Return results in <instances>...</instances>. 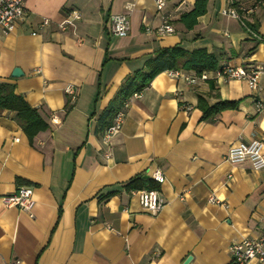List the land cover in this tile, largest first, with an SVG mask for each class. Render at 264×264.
Returning a JSON list of instances; mask_svg holds the SVG:
<instances>
[{
    "label": "crops",
    "instance_id": "obj_1",
    "mask_svg": "<svg viewBox=\"0 0 264 264\" xmlns=\"http://www.w3.org/2000/svg\"><path fill=\"white\" fill-rule=\"evenodd\" d=\"M165 1L158 10L155 0H26L14 30L0 31V81L14 84L48 124L30 141L15 112L0 111V264H232L230 245L262 234L264 169L231 163L226 154L253 138L264 142V110L257 109L264 72L257 88L215 70L197 84L160 72L131 99L110 145L102 139L122 85L160 49H205L217 68L264 66V6L246 16L258 38L222 15L229 0H209L193 29L180 16L196 0ZM74 10L82 17L63 30ZM119 13L129 14L126 37L110 31L109 16ZM164 15L172 34L157 33ZM16 67L23 74L13 77ZM200 98L236 107L203 119ZM157 170L166 205L152 214L142 208L140 190L124 184L136 175L154 179ZM20 186L34 190L31 212L2 203Z\"/></svg>",
    "mask_w": 264,
    "mask_h": 264
},
{
    "label": "built area",
    "instance_id": "obj_2",
    "mask_svg": "<svg viewBox=\"0 0 264 264\" xmlns=\"http://www.w3.org/2000/svg\"><path fill=\"white\" fill-rule=\"evenodd\" d=\"M158 10L164 9L166 6L165 0H155ZM234 0H229V5L224 7L221 11L222 15L229 16L240 21L250 34L259 38L249 25L246 23V16L255 12L256 9L264 6V0H256L254 5L249 8L235 6ZM26 0H0V31L9 33L14 30L17 22L21 20L25 13ZM82 14L74 10L70 15L60 23L63 30L67 27L73 26L75 21L80 19ZM110 17L111 32L119 37H126L131 28L129 14L119 13L112 14ZM42 25L46 26L50 23L49 19H42ZM175 28L168 16H163L162 24L157 28V33L160 35L172 34ZM216 75L224 79H236L248 81L250 87H258V78L264 72L263 65H257L253 68H246L242 65H234L232 63H224L219 68H215ZM169 76L173 78H184L190 84H197L199 80H206L209 78L207 71L199 75H189L180 69L167 70ZM66 91L71 95L72 99H76V90L71 86L66 87ZM141 92L134 93L130 98L123 101L121 106L113 114L112 122L106 127L103 133V141L109 146L111 140L117 136L123 127L126 111L129 107L130 101L134 97H141ZM258 111L264 110V101L257 102ZM112 152L108 149L105 152V157L109 159ZM226 160L231 163H242L250 161L255 169H264V142L260 139H254L248 143L241 142L230 147L226 154ZM153 178L157 182L164 181V175L161 170L155 171ZM34 190L31 186H20L14 193L4 195L1 197L3 205L6 207H18L25 212H31L35 206V199L33 197ZM140 204L142 208L152 214L160 213L166 205V201L161 197L157 189L147 188L139 192ZM209 201L213 203H221V200L211 195ZM230 254L232 257V264H248L253 259L264 261V229L262 234L257 238L244 239L239 242H233L230 245ZM18 264V261L15 262Z\"/></svg>",
    "mask_w": 264,
    "mask_h": 264
},
{
    "label": "trees",
    "instance_id": "obj_3",
    "mask_svg": "<svg viewBox=\"0 0 264 264\" xmlns=\"http://www.w3.org/2000/svg\"><path fill=\"white\" fill-rule=\"evenodd\" d=\"M209 0H196L190 11L184 12L180 16V21L187 29H193L198 23V18L206 13ZM234 5H238L237 3ZM255 30L256 25L251 24ZM259 42H264V37H260ZM218 67V58L207 53L205 49L188 51L180 46L160 49L157 54L147 62L145 70L136 71L122 85L117 97L107 110L112 122L113 114L117 111L123 101L130 98L134 93L142 91L150 85L153 78L160 72L183 69L192 70L201 74L204 71L215 70ZM15 85L0 81V111L11 110L16 114V118L22 129L28 135L30 141L39 132L48 128L47 122L42 118L36 108L27 103L26 99L16 94ZM199 106L203 110V119L212 118L224 109L235 108V102H221L214 106H208L200 98ZM110 122V123H111ZM128 191L142 190L147 188L157 189L159 183L154 179H145L143 175H136L124 184Z\"/></svg>",
    "mask_w": 264,
    "mask_h": 264
},
{
    "label": "water",
    "instance_id": "obj_4",
    "mask_svg": "<svg viewBox=\"0 0 264 264\" xmlns=\"http://www.w3.org/2000/svg\"><path fill=\"white\" fill-rule=\"evenodd\" d=\"M23 73L21 71L20 68L16 67L14 70H13V74L12 76L13 77H18V76H21ZM145 178H149L148 176H145Z\"/></svg>",
    "mask_w": 264,
    "mask_h": 264
}]
</instances>
